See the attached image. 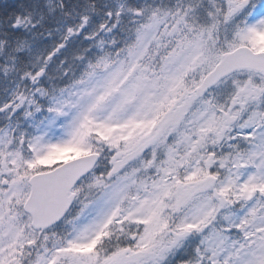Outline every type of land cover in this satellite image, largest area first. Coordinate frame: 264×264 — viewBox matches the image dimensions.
Listing matches in <instances>:
<instances>
[{
    "label": "snow or ice",
    "instance_id": "obj_1",
    "mask_svg": "<svg viewBox=\"0 0 264 264\" xmlns=\"http://www.w3.org/2000/svg\"><path fill=\"white\" fill-rule=\"evenodd\" d=\"M0 264H264V0H0Z\"/></svg>",
    "mask_w": 264,
    "mask_h": 264
}]
</instances>
